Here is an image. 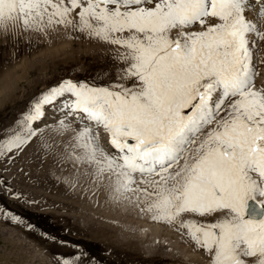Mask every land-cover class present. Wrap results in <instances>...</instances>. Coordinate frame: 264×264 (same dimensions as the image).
I'll return each instance as SVG.
<instances>
[{"label":"snow or ice","instance_id":"6c2138e0","mask_svg":"<svg viewBox=\"0 0 264 264\" xmlns=\"http://www.w3.org/2000/svg\"><path fill=\"white\" fill-rule=\"evenodd\" d=\"M59 26L109 46L107 79L61 78L34 96L0 132V154L62 148L208 264H264V0H0L6 33Z\"/></svg>","mask_w":264,"mask_h":264},{"label":"rangeland","instance_id":"374dc122","mask_svg":"<svg viewBox=\"0 0 264 264\" xmlns=\"http://www.w3.org/2000/svg\"><path fill=\"white\" fill-rule=\"evenodd\" d=\"M247 18L256 20L251 11ZM17 32L0 30V132L34 96L61 78L107 79L103 70L109 65L108 45L73 39L71 29L63 26L50 29L47 36ZM254 60L259 87L264 81V43L254 49ZM100 134L109 147L107 133L101 129ZM60 151L63 157L45 155L33 143L10 159L0 154V212L19 215L34 229L0 215V264H62L65 259L77 264H208L173 227L141 212L142 200L138 204L128 193L130 202L114 193L112 184H98L85 174L84 165ZM135 179L139 183L143 178Z\"/></svg>","mask_w":264,"mask_h":264}]
</instances>
